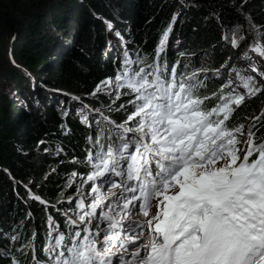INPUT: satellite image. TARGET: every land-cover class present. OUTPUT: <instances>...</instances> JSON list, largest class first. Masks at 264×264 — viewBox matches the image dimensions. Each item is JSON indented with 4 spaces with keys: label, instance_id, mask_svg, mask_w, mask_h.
<instances>
[{
    "label": "snow or ice",
    "instance_id": "1",
    "mask_svg": "<svg viewBox=\"0 0 264 264\" xmlns=\"http://www.w3.org/2000/svg\"><path fill=\"white\" fill-rule=\"evenodd\" d=\"M241 14L256 33L251 51L264 58V33ZM176 19L173 15L151 62L126 49L115 77L96 85L92 95L131 97V111L118 106L127 113L120 124L104 117L112 127L96 121L84 161L91 200L86 203L82 186L78 199L69 197V204L75 202L72 216L63 213L67 233L49 217V239L41 249L47 264H264V111L246 118V130L243 123H227L246 96L262 89L253 76L237 72V87L245 92L232 88L208 95L201 91L207 88L202 70L178 73L180 61L170 65L163 58ZM241 27L224 36L233 47L246 39ZM213 97L219 103L209 107L206 101ZM82 122L89 123L86 115ZM77 175L72 173L69 186ZM12 264L20 261L13 258ZM33 264H42L34 252Z\"/></svg>",
    "mask_w": 264,
    "mask_h": 264
},
{
    "label": "trees",
    "instance_id": "2",
    "mask_svg": "<svg viewBox=\"0 0 264 264\" xmlns=\"http://www.w3.org/2000/svg\"><path fill=\"white\" fill-rule=\"evenodd\" d=\"M8 1H17V3L11 8L7 5V0H0V21L7 23L9 20V29L21 34V38L17 41H11L8 48V36L0 37V73H3V76L6 77L5 80H0V220L5 221L3 226L0 224V239L2 238L1 234L3 235L2 229L7 230L6 240L2 245L0 244V264H12L13 258L19 260L20 264H33V252L36 259L40 260L42 264H47L48 257L41 249L46 246L49 239L48 219L51 217L60 226V230L67 233L68 226L64 223L66 217L61 209L63 206L72 208L74 202L73 204H69L68 201L58 202L63 198L61 193L66 187V182L72 178L73 172L85 176L90 171V168L84 163L86 151L91 148L87 138L88 136H93L95 139L97 124L96 121H90L86 124L82 122V116L67 114L62 112L57 106H54L52 111L27 113L17 102V97L23 100L26 99V92L20 90L23 86V77L27 81L29 80V78H26L29 72L22 73L21 70L26 68L30 71H35L34 74H42V70H39V68H42L41 66L49 58L47 52H45V46L52 44V41L44 38V35L47 34L42 33L43 29H41L42 27L45 29L49 24L46 21L48 15L44 16L41 14L36 22L31 20L33 14L30 16L28 11L32 8V10L36 9L35 12H40L42 9L46 14L58 13L55 16L52 15L54 19L52 24L56 25L63 22L64 26L58 28L63 32V29H65V32L62 33V38L67 37L68 33L70 34L72 30L70 23L81 28L84 33V28L90 22L84 34L85 36L83 35L82 37L83 39L86 37L85 40L88 38L82 50L66 55L59 63H55L54 67L48 70L51 77L55 79L56 86L69 91L63 97L58 98V101L60 99L63 100L61 106L69 100L65 96L75 97L83 101L85 106H89L92 109L110 110V117L117 124H120L126 119V115H124V110H118L117 106L120 104L127 105V101L131 97L122 96L118 103L111 105L112 100L107 99L105 97L106 94L96 93L92 95V93L100 81L108 77H115L119 67L118 58L121 56L119 54L121 53L123 56V52L126 49L131 53L139 52L141 56H147L148 61L151 62L154 49L158 45L157 40H160L163 31H165L163 17L175 14L174 10L176 7L173 9V3H169L166 0H118L123 4L126 3L130 9L132 8L131 12L128 11L126 13L129 14L126 18L133 22L135 26L132 36L134 41H136V46H142V48L137 49L138 47L132 45V40L129 38L131 35L129 26L128 36L112 43L115 48L110 50L106 44V34L116 35L118 32L123 33L125 27L128 26L119 24L117 17H114L115 20L109 21L112 25L110 33L107 23L104 24L103 20L113 15L111 11L108 12L111 4H113L112 0H84V3L80 0ZM188 2H192V8L190 7L191 11L183 15V18L187 23L186 27L189 29L186 33L189 39L176 40L172 45H170L169 40L166 45V57L163 58H166L171 65L175 61L177 51L182 48L181 44L183 42H185L184 46L195 42L194 45H198L197 48L211 51L210 54L206 53L207 57L204 61L211 68L208 72L200 75L201 79H204L205 76L207 77L205 80L207 88L201 91L211 95L212 92L219 93L222 90L224 94H227L229 87H223L226 84L225 81L212 80L214 77H221L222 75L219 74L217 76L213 70L212 72L210 71L220 67L221 61L231 59L228 52H233L232 59H235L230 60L228 65L234 63L233 61L236 63L237 60L244 57L245 52L238 55L236 52L237 47H232L234 49L232 51L231 44L225 39L223 41L225 40L227 44H219L221 45L220 48L215 45L214 41L217 40L218 42L220 34L224 37L225 33L232 28V24L234 26L239 22L243 26L248 27L249 20H246L245 15L241 14L244 9L250 12L253 20L258 25L264 26V0H188ZM242 2L243 7L241 8ZM150 6H154L155 11L152 12L153 9H150ZM159 9H161L160 13H158ZM95 12H99L97 15H100L103 20L96 23L97 16H94ZM212 12L220 16H218L220 23L217 27L214 26V19L217 17L215 15V18L211 15L208 17L207 15V13ZM14 13H17V16L13 19ZM88 17L93 18L92 22L87 20ZM10 20H15V22L12 23ZM96 27L99 28L98 37L96 36ZM249 27H251V24ZM262 28L264 30V27ZM101 33L104 34L105 38L101 37ZM37 38H39L38 42ZM122 40L125 41V44ZM98 44L104 48V54L99 48L97 50ZM175 46L178 48L177 50ZM240 46L238 48L242 49ZM186 54H191V52L186 51ZM102 57L108 63L103 64L104 60ZM5 58L7 61H4ZM183 61V59H180V66L177 69L178 73H188L190 71L191 66L183 63ZM6 62H8V65ZM199 62L203 61L199 59ZM197 63L198 60L193 59L192 64L195 65ZM9 64H13L15 68ZM5 65L7 67H4ZM221 69L222 73L227 72L226 67H221ZM52 83L54 82L50 81L48 85L54 91L57 90L55 83ZM31 84L28 86L30 87ZM11 90H14L13 94ZM17 92L20 94L19 96L16 94ZM48 92L50 91L48 90ZM54 94H56V91ZM42 95L46 97L44 96L46 95L45 93ZM263 96L264 89L254 95L253 98L245 100L244 104L236 109L232 118L227 122L229 126L246 123V118L252 116L256 107L261 104ZM39 101L40 99L38 98ZM73 101V105L78 102V100ZM216 103H219L216 97L206 101L209 107L214 106ZM49 105H51V102H49ZM58 105L60 104L58 103ZM46 106L47 104L44 105L45 108ZM130 108L128 106L127 110ZM69 117L76 120L69 121ZM98 121L99 126L104 128L103 126L106 123L101 119ZM106 126L112 127V125ZM261 133H264V127L261 128ZM257 135H260V133H257ZM101 142L103 143L104 141ZM93 151L95 150L93 149ZM17 181L32 184L36 188L35 190L40 193L38 194L41 199L50 206L32 199L29 193L36 196L38 194L31 188H23L22 184L16 185ZM14 187L17 190L13 191ZM70 192L72 194L75 193L74 190ZM26 217H28V222L24 227V240L19 237L17 240H12L11 237L16 236V233H18L17 229L23 224ZM10 224L15 227V230H12ZM30 241L34 245V249L23 248V251H21L22 246Z\"/></svg>",
    "mask_w": 264,
    "mask_h": 264
},
{
    "label": "rangeland",
    "instance_id": "3",
    "mask_svg": "<svg viewBox=\"0 0 264 264\" xmlns=\"http://www.w3.org/2000/svg\"><path fill=\"white\" fill-rule=\"evenodd\" d=\"M80 1L83 2V3L85 2L84 0H80ZM112 1H113L112 2L113 4H111L110 10H108V12L111 11V13L113 15H116V16L112 15L109 18L107 17L106 20H103L100 15H97V13H99V12H95L96 14L94 16H97L96 17L97 18L96 23L98 21L103 20L104 24H105V21H107V22L113 21L117 17V19L119 20V24L121 23L123 25L124 24L128 25L127 27H125V30H124V32L126 31V33L118 32L120 34L119 36L113 35V34L111 35V34L107 33L106 34V38H105L104 34L101 33V37L105 38L106 44L108 45V48L110 50H112V49L115 48L114 46H112V43L116 42V40L119 41V39H121L122 37L126 38V36H128L127 32L129 30V26H130L131 35L129 36V38L132 40L131 41L132 45L136 46V44H135L136 41H134L133 36H132L133 35L132 32H133L135 26H134L133 22L129 21L126 18L127 16H129V14H126V13H128V11L131 12L132 8L130 9V7L126 3L123 4V3L119 2L118 0L117 1L116 0H112ZM166 1L169 2V3H173L172 4V5H174L173 9L176 7V9L174 10L175 14H170V15H167V16L163 17V20H164L163 22L165 24V30H166L169 27V25H170V22L172 20L173 15H177V19H176L175 24L171 25L172 26V31L169 34L170 36L168 38V40H170V45H172L176 40H181V39L187 40V38H188V34H186V33L189 31V29L186 27L187 23L184 21L183 15L187 14L188 11H191L190 7L192 5L191 4L192 2H188V0H166ZM189 1H192V0H189ZM20 2H22V1H20ZM16 3H17V1L9 2L7 0V5H9L11 8H13V6L16 5ZM150 9H153L152 12L155 11L154 6H150ZM161 9H159L158 13H160ZM106 10H107V8H106ZM244 10H243L244 14L249 15L251 23L255 24L258 27V29H259V31L261 33H264L263 28L260 25H258L253 20L252 15L250 14V12H247L246 10L245 11ZM35 11H36V9L32 10V8H31L28 11V14H30V16H32V14H33V17L31 18V20L36 21V22L39 20L38 16H41V14L44 15V16L48 15L46 21L49 24L45 27V29L43 27L41 29H43L42 33H46L47 34V35H44V38H46V40L52 41V44H49V45L45 46V52H47L49 58H48V60L45 61L43 66H41L42 68H39V70H42V74L35 73L36 74L35 75L34 74L35 71L33 72V71H30V70H28L26 68L21 70L22 73L29 72L27 77H26L27 79L29 78V80L27 81L23 77V86L20 89V90H24L26 92V99L25 100L20 99L19 97H17V95L19 96L20 94H18V92L16 93L17 94L16 95V97H17L16 100L19 103V105L22 106L24 108L23 110L25 112H27V113H31V112H34V111H35V113H37L39 111H52V109H54V106H57L58 108L61 109L62 112H66L67 114H76V115H80L82 117H84L86 115L88 117V122H90V121L94 122V121H98L99 119H101L102 121H104L106 123V125H108L107 122L104 120V117H108L110 120L114 121L112 119V117H110V110H108V109L104 110V109H99V108H93L92 109L89 106H85L83 101H81L79 99H76L75 97L73 98L71 96H65L69 100L63 106H61L63 100L60 99V101H61L60 102V101H58V98L63 97L69 91L61 89L60 86L59 87L56 86L57 84L55 82V79L53 77H51V75L49 73V70H48V69L53 68L54 67L53 65L55 63H59L66 55L74 53V52H77V50H82V47H84V45H85V41L88 39L87 38L85 40L86 37L84 39L82 37L85 34L90 22H88V26L84 28V33H83L81 28L76 27V25L73 24V23H70V27L72 29L70 31V34L68 33L67 37H63L62 38V33L65 32V29H63L64 30V32H63V31H60L58 28H60L61 26H64L63 22L61 24L59 23V24H56V25L52 24V22L54 21V19L52 18L53 17L52 15L55 16L58 13H54V14L51 15V13H47L46 14L45 12H43L42 9L40 10V12L39 11L35 12ZM148 11L151 12L150 10H148ZM43 13H45V14H43ZM103 14H104V12H103ZM207 15H208V17L210 15L212 17H214V18H215V16L217 17L216 19H214V26L217 27L218 24L220 23V21H219L220 20V18H219L220 16L218 14H216V13H213V12L212 13H207ZM16 16H17V13H14L12 18L14 19V17H16ZM166 19H167V21H166ZM87 20L88 21L91 20V22H92L93 18L92 17H88ZM10 21H12V20H10ZM13 22H15V20H13L12 23ZM8 23H9V20L7 21V23H3V22L0 21V37H3L4 35L8 36L7 45H8V48H9L10 47V42L13 41V40H16V41L19 40L21 38V34H18L17 32L12 31L11 29H9ZM74 25H75V28H74ZM237 25L242 26L241 27V33L243 35H245L246 39H244L243 41L239 42V45H241L240 47L242 49H239L237 47L236 52L238 53V55H241L244 52L245 53L247 52L248 55L244 56V57H241V59L237 60L236 63H235V61H233L234 63H232L231 65H228V62L230 60H235L234 58L232 59L233 52H231V53L228 52L229 57L231 56V59L229 58V59H226L224 61H221L222 64H220V67H218V68L216 67L217 69L220 70L219 74H221L222 76L221 77H214V78L212 76H210V77L213 78L212 80H214V81H219V82H222V81L224 82L225 81L226 83L228 82L229 79H231L233 81V83L231 84V87L228 89L229 92L231 91L232 88H235L238 92L243 93L246 90L243 89L242 87H237V85L241 84V81L238 79V77L236 75V73L239 72L242 76H253L255 78L256 86L261 88V89H264V75H261V73H264V58L258 56V54H256V53L251 51L250 44L254 40V38L256 36V33L254 31H252L251 27H249L250 23H248V27L243 26L239 22H237L236 25H234V26L232 24L231 25L232 28L225 33V36H229L230 37L232 35V30ZM76 29H77L78 32L76 31ZM98 29L99 28H97V27L95 28V31L97 30V33H96L97 37H98ZM110 33H111V31H110ZM163 33H164V31H163ZM38 34H40V33H38ZM38 34H37V36H38ZM13 37H15V39H13ZM220 37H219L218 42H217V40L214 41L215 45L217 47H219V48L221 47V45H219V44H227V43H225L226 39L223 41L224 37H222L221 34H220ZM38 39L39 38H37V42H38ZM260 39H261L262 42H264V35H262L260 37ZM122 41L125 44V41L124 40H122ZM226 41H228L229 44H231L230 40H226ZM157 43H159V39L157 40ZM194 43L195 42H193L192 44H190L188 46H184L185 42H183L181 44L182 48L180 47L181 49H179V51H177V55H175V61L176 60L180 61V59H183L184 60L183 63H187V64H189L191 66V68L189 69L190 71L188 72V74H190L193 70H202V71H200V75H201V74H204V73L208 72L209 69L211 68V66L209 64L204 63V61H205V59L207 57L206 53L210 54L211 51L202 50L201 48L199 49V48H197L198 45H194ZM136 47H138V46H136ZM232 47L233 46L231 44V48ZM98 48L103 51V54L105 53L104 52V48H102L101 45L98 44L97 45V50H98ZM141 48H142V46L138 47L137 49H141ZM213 48H214V46H213ZM175 49L177 50L178 48L175 46ZM233 50L234 49L232 48V51ZM186 51L187 52L190 51L191 54H186ZM180 53H183V55H180ZM130 54H132V53L130 52ZM248 57H251V59H249ZM120 58H122V54H121ZM193 59H197L198 63L193 65L192 64ZM199 59L202 60L203 62H199ZM5 60H6V58L4 59V61ZM103 60H104V58H103ZM1 62H2V59H1ZM7 63L8 62H6V64ZM106 63H108V61L104 60L103 64H106ZM7 65H5L4 67H7ZM9 65L14 67L13 64H9ZM221 67H226L227 72L225 71L224 73H222ZM253 67L258 69V71H253ZM217 69H215V70L211 69L210 72H212V70H213V72L215 73ZM230 69H232V70L235 69L236 71H232L231 70V72H229ZM226 74L228 75V77H227ZM5 78L6 77L3 76V73H0V80L3 81V80H5ZM48 80H50L51 82L55 83V84L54 83H52V84H54L55 87L57 88V90H55L57 95L54 94L55 93L54 89H52L48 85V83L50 82ZM27 83H29V84L32 83V84L29 87L28 86L29 84H27ZM10 87H12V86H10ZM48 90L50 92H48ZM13 91L14 90H11L12 94H13ZM44 93L46 94V95H44L46 97H43L42 94H44ZM101 94H106L105 97L107 99L112 100L111 101V105H113L114 103H118L119 99L122 96H124L123 94H121L119 99H115L114 96H110L108 93L102 92ZM253 97H254V95L253 96H246L245 100L251 99ZM38 98L40 99L39 102H38ZM42 100L45 103L44 105L47 104L46 108L44 107ZM73 100H78L77 104L74 103V105H73V102H74ZM49 102H51V105H49ZM58 103L60 105H58ZM114 106H117V105H114ZM128 106L131 107V105H129L128 103H127V105L125 104V108L126 109L128 108ZM111 109H113V108H111ZM96 110H99V111H96ZM122 110H124V115H127V113L125 112V109H122ZM128 111H131V108ZM262 111H264V96L261 99V104L256 107V109H255L254 113H252L251 117L259 115ZM66 113H65V116H66ZM101 113L103 115H101ZM75 120L76 119H73V118L69 117V121H75ZM248 123H249V119H247L246 123H244L245 124V130L247 129ZM94 126H96V125H94ZM105 126H103V127L105 128ZM243 139H245V137H241V140H243ZM84 178H86V175L84 176L82 174H79L75 178V183H71V186H69V184L72 181L73 177L70 178V180L68 182H66V187L64 188L63 192L61 193V196H63V198L60 199V202H58V203H61L63 201H65V202L68 201L69 197H73V198L78 199V197H76V192H77V188L81 187V186H82L83 192H84V194L86 196V203L90 202L91 196L88 195L89 185L83 183V179ZM18 184H22L24 186L23 188H28V189L31 188L37 194L39 193V192H37L35 190L36 188L34 186H32V184H30V183L23 182V181H17L16 185H18ZM14 190H17V188L15 189V187H14L13 191ZM71 190H74L75 193L73 192L74 194H72L70 192ZM39 194H38V196H39ZM29 196H31L30 193H29ZM73 202H75V201H73ZM45 205H47V204H45ZM47 206H50V205H47ZM70 209L71 208H69V207L66 208L65 206H63V208L61 210L63 211V213L68 212V215L71 216V215H73V213H72V211H70ZM136 218L140 219V217H136ZM3 222L5 223V221L0 220L1 226H3ZM27 222H28V217H26V219L23 221V224L17 229L18 233H16V236L19 237L21 240H24V227H25ZM10 225H11L12 230L13 229L15 230V227H13L12 224H10ZM2 231H3V235L1 234L2 238L0 239V244L1 245L5 242V240L7 238V235H6L7 230L2 229Z\"/></svg>",
    "mask_w": 264,
    "mask_h": 264
},
{
    "label": "bare ground",
    "instance_id": "4",
    "mask_svg": "<svg viewBox=\"0 0 264 264\" xmlns=\"http://www.w3.org/2000/svg\"><path fill=\"white\" fill-rule=\"evenodd\" d=\"M170 36V35H169ZM169 41V40H168ZM168 43V42H167ZM120 52V51H119ZM119 55H121V53L119 54Z\"/></svg>",
    "mask_w": 264,
    "mask_h": 264
}]
</instances>
